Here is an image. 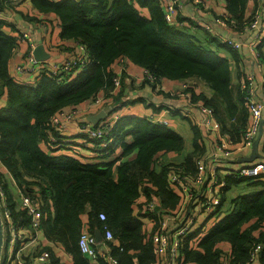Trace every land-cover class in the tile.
<instances>
[{
	"label": "trees",
	"instance_id": "obj_1",
	"mask_svg": "<svg viewBox=\"0 0 264 264\" xmlns=\"http://www.w3.org/2000/svg\"><path fill=\"white\" fill-rule=\"evenodd\" d=\"M8 2L0 0V95L6 92L8 98L7 106L0 108V184L15 224L32 230L31 217L18 206L20 196L27 195L37 201L42 212L40 229L51 242L43 248L50 255L48 264H69L57 254L55 245L64 248L73 264H90L79 247L85 214L90 232L105 236V225L112 231L113 239L104 241L116 264H161L147 227L157 216L142 208L152 198L165 207L179 206L178 185L171 181V175H196L203 157L201 131L199 134L195 128L194 148L183 161H166V155L184 149V138L147 118L122 116L112 129L110 137L114 140L106 148V155L101 162H92L91 155L79 148H73L76 155L62 151L66 147L60 148L58 144L64 131L54 128L52 120L61 109L83 104L101 91L113 90L116 65L120 58H127L158 78L205 81L215 90L217 98L211 100L194 88L187 91L194 103L214 109L222 132L236 145L242 141L250 120L242 78L237 89L232 84L230 58L239 61L240 51L194 21L196 31L169 23L156 0H31L40 12L54 13L61 24V37L84 43L93 61L87 69L76 72L74 79L58 82L43 74L35 83H23L15 79L9 66L19 38L6 30L7 26L10 30L15 26L2 15L17 9ZM252 2L226 0L230 20L235 22L232 27L239 33L247 31L255 16L257 0L255 9L248 13ZM140 8H146L148 15ZM183 19L179 16L178 23L184 22ZM201 32L209 38V45L218 49L205 45V37L203 40L198 37ZM263 46L264 37L256 46L264 62ZM142 86L145 82L137 87ZM123 89L121 84L112 98L108 94L111 105L123 108L134 101L125 100L127 94ZM219 102L225 104L231 118L239 115V122L232 129L219 114ZM81 136L90 146L86 147L84 142L85 150L89 148L90 154L97 155L92 146L94 140L86 134ZM54 137L56 141L52 140ZM118 147L122 148L121 154L117 153ZM4 169L20 189L17 198ZM223 178L219 212L225 214L207 233L198 229L184 237L177 264H245L253 261L257 245L261 248L256 258L264 264V174L247 177L229 173ZM241 183L247 190L233 198L232 209L225 212L227 193ZM102 212L105 220L99 216ZM223 244L230 245V255L226 256ZM97 260L99 264H110L101 257Z\"/></svg>",
	"mask_w": 264,
	"mask_h": 264
},
{
	"label": "built area",
	"instance_id": "obj_2",
	"mask_svg": "<svg viewBox=\"0 0 264 264\" xmlns=\"http://www.w3.org/2000/svg\"><path fill=\"white\" fill-rule=\"evenodd\" d=\"M156 1H158L163 7L165 18L169 23L185 27L187 26L185 22L178 23V17L183 7L181 0ZM194 2L196 5L201 6L202 0H194ZM263 3L264 0H261L260 5L258 2V8L256 9L255 16L250 26L246 29L247 31H257V36L254 42L249 43V48L253 52V67L242 79L241 85L245 94L244 99L249 109L250 120L240 143L236 145L233 144L229 140V137L222 132L221 126L215 118L214 109L212 107L206 106L200 102L194 103L192 101L191 94H189L187 90L189 88L198 89L201 80L192 78L180 79L179 81L180 88L186 93L185 96L188 98L189 102L197 105L201 110L203 116L202 123L204 126L208 129V131L214 130L216 132V136H214L213 150L210 152L208 157L206 156L205 159L199 160L198 172L195 176L180 175L177 173H173L171 175V181L178 185L177 188L181 192L180 204L176 209L165 207L156 198L148 199L142 208L144 212L148 214L154 213V215L157 216L154 221L148 222L147 227L148 231L152 233V240L157 253L161 257V264H177L184 237L198 229L207 233L208 230L223 216L222 213L219 212V205L221 204V188L224 186L225 181L223 178L224 175H222L218 170V164L221 159L230 160L233 157L234 152L239 149H252L260 131L262 121L264 119V95L262 100H258L255 97L256 91L254 84L258 73H262L264 75V62L259 52L256 50V46L262 40L261 33L264 30V23H262V15L264 16V10L262 8ZM216 19L218 21H224L225 23L227 22L231 26H235V22L230 20V16L227 13L218 15ZM194 22L196 25H199L201 28L210 33L215 32L213 25L210 23H202L200 25V22L197 20ZM20 32L21 33L18 36L19 43L24 41L29 42L30 48L22 64H19L16 68V80H19V76L22 74L32 72L37 76L36 79L43 74H48L54 77L58 82L66 81L76 72L87 69L93 61L87 46L80 41H74L75 43L72 45L74 48L73 52L68 57L63 58L60 61L50 62L49 58L39 60L33 54V50L36 48L37 43L33 41L28 32ZM215 35L222 38L219 34ZM222 39L224 43L231 46L234 50H238L244 45L243 41H237L232 38ZM129 62L130 61L127 58H120L118 62L120 69L114 78L113 90L107 92L101 91L83 104L68 106L61 109L52 120L54 128L62 132L68 127L70 122L76 121L79 130L83 134H86L88 139L94 140V144H92L94 149L97 151V155H106V148L114 140L113 137H110L112 129L122 116L119 112L111 114L108 103L112 100L111 95L115 94L121 88L122 77L125 75L128 76L127 68ZM139 67L143 71L141 82H145V86L158 88L164 79L154 76L149 69L141 66ZM153 84L154 86H152ZM108 94H110L111 98L108 97ZM102 110L106 111V117L98 124H95L91 120L84 117V115L90 112L97 113ZM166 112H169V110L167 109L162 115H151L145 118L154 123L167 126L170 122L168 117L164 118L163 116ZM180 113L189 118L192 116L190 108L181 110ZM198 122L200 123L201 120H198ZM52 140L56 141V137L52 138ZM60 140L61 138H59V141ZM84 142L87 144V139ZM261 147L262 150H264V141L262 142ZM258 159L246 165L241 164L242 166H239L235 172L241 176L247 177L264 174V161H258ZM5 198V192L0 184L1 216L4 227L8 228V234L5 239L7 252L8 248L14 252L17 246L21 245L23 234L20 232V229L13 220L10 210L7 208ZM18 206L26 209L28 215L31 217L30 224L32 230H29V234L31 237L33 236V239H35L37 232L40 230L42 219V212L39 204L30 196L21 195ZM202 215L203 220L201 221L199 227H196V224ZM99 216L102 220L106 219V215L103 212L100 213ZM104 230L105 236H103V241H98L96 234L84 228L79 239V247L82 253L91 260H97L101 257L107 260L110 264H116L117 261L110 255L109 247L105 243V241L113 239V233L107 225L104 226ZM260 248L261 246L257 245L254 249L252 254L253 261L257 257V252ZM7 257V263L11 264V252H9ZM49 257V253L44 251L26 264H48ZM225 258L227 259V257ZM253 261L245 264H252Z\"/></svg>",
	"mask_w": 264,
	"mask_h": 264
},
{
	"label": "crops",
	"instance_id": "obj_3",
	"mask_svg": "<svg viewBox=\"0 0 264 264\" xmlns=\"http://www.w3.org/2000/svg\"><path fill=\"white\" fill-rule=\"evenodd\" d=\"M10 1V0H9ZM16 1V0H13ZM183 7L182 11L179 16H183V21L185 24H187V27L196 31V28H193L195 20L200 22V25L202 23H210L214 27V33L219 34L222 38H232L237 41H243L244 45L236 50L240 51L241 57L240 60L237 61L233 58L231 59V72H232V84L234 85V90L237 89L239 86V83L241 82V78L243 79L245 75L250 72V70L253 67V52L249 48V43L254 42L255 38L257 36V31L255 30H249L244 33H239L232 27L229 23H225L224 21H218L216 17L220 14H228L227 8H226V0H202L201 6H198L195 4L194 0H181ZM14 6H16V10L7 11L6 14L2 15L4 18L7 19V21L13 26H15V30L9 29L10 27L7 26L6 30L9 31L14 36H19L20 31H26L28 32L33 41L37 43V45L42 44L45 47V50L49 52L50 62L60 61L65 57H68L74 50L73 44L75 43L74 40L70 39H64L61 37V24L59 23V20L57 16L54 13H43L37 10L34 5L32 4L31 0H20L18 2H13ZM255 0L251 3L250 8L248 9V13L250 14L257 4ZM264 10V3L262 6ZM143 14L148 15V11L146 8H140ZM30 16V17H26ZM216 36V35H215ZM198 37L203 40L204 36L203 32L198 34ZM218 37V36H217ZM220 38V37H219ZM220 38V39H222ZM223 41V39H222ZM30 48L29 42H20L19 45L16 48V52L13 56V58L10 61V71L14 77H16L17 71L16 68L19 64H22L24 61V58L26 54L28 53ZM264 49V46H263ZM221 54L227 55L225 52L220 51ZM229 56V54L227 55ZM128 70L127 75L124 78V82H122V88L124 87V93L127 94V97H125V100H134L131 104L123 106L116 107L111 105L112 100L108 103V107H113V113L119 112L123 117L127 115H133L140 118H145L151 115H162L163 112H165L167 109L169 112H166L163 116L164 118L169 119V125H167L170 129L175 131L176 133L180 134L184 138V149L181 152L178 153H170L169 155H166L165 160L166 161H183L186 154L191 152L194 148L193 142L194 137L196 135V130H198L199 134L201 131V135L203 139H200V144L202 146V159H205L206 156L210 154V152L213 150L214 146V136H216V132L214 130L208 131V129L204 126L202 123V113L201 110L198 108L197 105L193 104L192 102H189L188 98L185 96V92L181 90L180 88V80H169L164 79L162 83L158 86V88L150 87V86H141V78L143 76L142 69L135 64H132L131 62L128 63ZM117 70L120 69V66L116 65ZM243 72V76L241 73ZM19 80L21 82L25 83H35L36 82V75L32 72H27L19 76ZM263 79L264 75L262 73H258L256 75V81L254 84V88L256 91L255 97L258 100L263 99L264 95V86H263ZM123 80V79H122ZM133 81V83H132ZM198 91H202L208 98L211 100L214 98H217L215 90L210 87L205 81L201 80L199 87L197 89ZM175 92V93H173ZM7 93H3L0 95V108L7 106ZM187 108L191 109L192 116L186 117L183 116L180 111L185 110ZM219 114L223 117L225 123L229 128L232 129L233 126H235L239 122V115H236L235 117L231 118L229 113L227 112V108L224 103L219 102ZM101 112V111H100ZM99 112L94 113L90 112L84 117L86 119H89L93 115H97ZM250 116V113H249ZM90 120V119H89ZM197 120V121H196ZM198 120H201L199 123ZM200 129V130H199ZM77 132L79 131V127L76 121L70 122L68 127L64 130L63 137H61V140H65V142L68 143L67 140L73 139L74 142L70 143L71 146H65V149H62V151H65V153H71V154H77L76 150L73 148H79L81 152L86 153V155H92L91 149L86 148L83 143V139L81 136V133L76 135L75 138L70 136L71 132ZM80 132V131H79ZM130 137H127V140ZM264 141V123L262 124V135L258 147V154H260L261 160L264 161V150H262V142ZM43 148L46 151H49L48 147L45 145H42ZM93 146V144H92ZM86 147H90L89 144H86ZM117 153L122 151L121 147H118ZM252 152V149L248 150H237L234 152L233 157L230 160H224L221 159V161L218 164V170L219 172L224 174L229 173H236L235 170L243 165H246V163H243V158L249 156ZM119 154V155H120ZM91 157V156H89ZM92 159V158H91ZM102 159H99L98 162H101ZM241 161V162H240ZM220 167V168H219ZM4 174L6 175V178L8 180V183L15 194L16 198L20 195V189L18 185H16V182L14 181L13 176L4 169ZM243 184H239L237 186H233L231 190H229L227 200L223 204V207L226 210L232 209V199L240 195L241 192H239V189H244L243 192L247 190L245 188L246 186ZM237 192H239L237 194ZM231 195V196H229ZM90 208H88L87 211H89ZM223 215L225 213H222ZM84 219V228L88 229V223L86 222L88 220V215L85 214L83 216ZM18 227V226H17ZM20 229V232L23 234V239L21 240V245H18L17 248L12 252L8 248V252L5 251L4 253V263L8 264V254L11 252V264H23L28 259H33L36 257V255L44 251L43 248L47 245H50L51 242L48 241V239L45 237V234L42 229L37 232V235L35 239H33V236L31 237L29 234V229L18 227ZM5 230V239L6 235L8 234V228L4 227ZM10 235V234H9ZM11 237V236H10ZM222 247L224 248V251H226L227 255H230L231 247L229 244H223ZM55 251L57 254L65 261H67L69 264H73L71 256L62 248L61 246L55 245ZM260 256V254H259ZM7 257V258H6ZM6 259V260H5ZM261 261L256 258V260L252 264H261ZM90 264H99L98 260H91Z\"/></svg>",
	"mask_w": 264,
	"mask_h": 264
},
{
	"label": "water",
	"instance_id": "obj_4",
	"mask_svg": "<svg viewBox=\"0 0 264 264\" xmlns=\"http://www.w3.org/2000/svg\"><path fill=\"white\" fill-rule=\"evenodd\" d=\"M33 54L39 60H45V59L50 58L49 52L45 50V47L42 44H39L36 46V48L33 50ZM105 117H106V111L102 110L97 115L91 116L89 119L96 124V123H98V121H100V119H103ZM263 123H264V119L262 121V124ZM261 135H262V125H261L260 131L257 135V138L254 142V145L252 147V152L249 156L243 158V160H242L243 163L249 164V163H252L261 157L260 154H258V152H257L258 147H259V143H260V139H261ZM96 237H97L98 241H101L103 238L102 234L100 232L96 233ZM5 251H7V246H6V241H5L4 223L2 221L1 210H0V264L4 263V256L3 255H4Z\"/></svg>",
	"mask_w": 264,
	"mask_h": 264
},
{
	"label": "rangeland",
	"instance_id": "obj_5",
	"mask_svg": "<svg viewBox=\"0 0 264 264\" xmlns=\"http://www.w3.org/2000/svg\"><path fill=\"white\" fill-rule=\"evenodd\" d=\"M9 1V0H8ZM18 1H20V0H16V1H13V0H10L9 2H8V4L9 5H13V2H18ZM258 2H259V5L261 4V0H258ZM208 34V33H207ZM19 35H20V33H19ZM18 37V36H17ZM261 37L263 38L264 37V30L262 31V33H261ZM204 42H206L207 44H205V45H207V46H209V47H212L213 49H218L217 47H215V45H209V38L208 37H205L204 38ZM77 76V73H75L73 76H72V78L74 79L75 77ZM80 131V130H79ZM77 131V132H75V131H73V132H71L70 133V136L71 137H73V138H75L76 137V135H78L79 133H81L82 135H83V133L80 131ZM68 141V143L67 142H65V140H60L59 141V144H58V146L60 147V148H63V147H65V146H71V144L70 143H72V142H74V140L73 139H71V140H67ZM91 158H92V162H98V160H99V158L97 157V155H96V153L95 152H93V154L91 155ZM262 158H259L258 159V161H263V160H261ZM242 184V183H241ZM243 186V185H242ZM243 191H244V189H242V190H240L239 189V192H241V193H243ZM239 192H237V194L239 193ZM179 193H180V195H181V192L179 191ZM229 193V192H228ZM228 193H227V196H228ZM229 196H231V195H229ZM181 197V196H180ZM232 197V196H231ZM203 220V215L199 218V220H198V222H197V224H196V227H199V225H200V223H201V221Z\"/></svg>",
	"mask_w": 264,
	"mask_h": 264
},
{
	"label": "clouds",
	"instance_id": "obj_6",
	"mask_svg": "<svg viewBox=\"0 0 264 264\" xmlns=\"http://www.w3.org/2000/svg\"><path fill=\"white\" fill-rule=\"evenodd\" d=\"M109 111L111 112V114H114L113 113V107H110L109 108ZM122 117V116H121ZM104 119V118H103ZM103 119H100V121L101 120H103ZM100 121H98V123H100ZM98 123H96V124H98ZM82 135V134H81ZM61 137H63V136H61ZM64 140V139H63ZM104 156V155H103ZM103 156H99V155H97V157L99 158V159H101V157H103ZM223 215V214H222ZM102 237H103V235H102ZM101 241H103V238H102V240Z\"/></svg>",
	"mask_w": 264,
	"mask_h": 264
}]
</instances>
